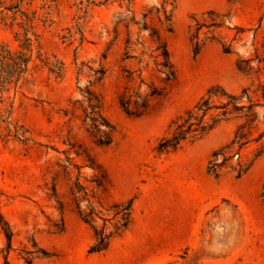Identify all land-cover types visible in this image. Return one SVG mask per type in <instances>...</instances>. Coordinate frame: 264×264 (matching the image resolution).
Wrapping results in <instances>:
<instances>
[{"label":"rangeland","instance_id":"374dc122","mask_svg":"<svg viewBox=\"0 0 264 264\" xmlns=\"http://www.w3.org/2000/svg\"><path fill=\"white\" fill-rule=\"evenodd\" d=\"M163 5L0 0V45L17 49L27 34L33 51L30 72L10 93L14 121L29 141L0 128V214L14 233L8 253L0 227V264L6 257L25 264L22 251L34 244L49 256L32 264H264V108L245 129L249 143L227 154L218 176L208 172L213 154L232 143L244 119L225 121L175 153L157 151L173 121L211 88L234 95L248 90L264 104V0H169L172 32L160 20ZM198 24L203 28L195 38ZM150 30L171 54L176 79L168 86L151 58ZM126 52L143 63L124 60ZM243 61H250L248 73L238 68ZM101 67L106 75L91 89L114 127L109 146L97 144L81 92ZM125 70L135 72L132 80ZM151 87L166 88L165 96L149 99V114L128 116L121 95L128 89L147 96ZM238 164L249 167L241 177ZM131 201L129 229L106 251L90 253L94 228L111 231V207ZM92 212L90 225L80 214Z\"/></svg>","mask_w":264,"mask_h":264},{"label":"trees","instance_id":"16d2710c","mask_svg":"<svg viewBox=\"0 0 264 264\" xmlns=\"http://www.w3.org/2000/svg\"><path fill=\"white\" fill-rule=\"evenodd\" d=\"M168 2L169 0H164L162 12H160L164 16V20H160L162 25H167V31L172 32V15H168L165 9ZM198 26L195 38H198L203 28V25L198 24ZM219 26L218 23L213 24L215 28ZM143 28H147L146 23ZM26 33H28V30H26ZM150 36L155 45L151 58L155 61L157 72L163 76V82L168 86L176 79V70L172 62L171 54L166 42L158 31L150 30ZM24 41V44L20 45L17 49H11L6 45H0V128L3 127L7 131L8 136L13 134V136L20 141L28 142L29 139L26 138L25 133L19 132V128L14 121V100L10 96L12 90L16 91L20 87L24 78L30 72V66L33 62V51L31 48L32 40L28 38L26 34ZM141 45L143 46V44ZM131 48L132 42L128 40L127 49ZM200 49V45L197 44L195 54H198ZM224 51L225 53H231V47H225ZM142 55L144 56L145 54L142 53ZM124 60H137L139 64L143 63V58L131 56L129 52L125 53ZM259 61L260 63H264V60ZM44 63L49 64L48 61H44ZM249 63L250 61L239 63V70L248 73L251 70ZM147 68L148 65L141 69L140 76L143 75ZM51 72L60 74L62 68L51 66ZM83 72L84 70L82 67L79 70V74ZM94 73L98 76L95 82L90 83L85 90H81V92L86 95L84 97H86L88 104L85 114L90 123L91 130L94 133V137L97 140V144L100 146H109L113 141L112 133L114 127L103 117L102 102L91 89L104 79L106 70L101 67ZM125 73L128 74L127 79L129 80H132L135 74V72L131 70H125ZM165 90L166 88L160 91L157 88L151 87L150 94L142 96L139 91L131 93L126 89V92L119 98V105L128 116L135 118L143 117L151 111L149 99L165 96ZM258 108H264V104L254 102L249 96L248 90H243L240 95H234L228 93L221 87L211 88L193 108L173 121L170 133L161 140L157 147V151L160 154L175 153L187 143L200 141L225 121L231 119H244L246 123L238 128L232 143L213 154V160L209 163L208 172L218 176L220 168L225 166L230 160L227 154L232 153V150L236 146H238L239 151H241L244 146L249 143L247 140L248 133H245V129L248 126L249 129H251V126L259 120V114L256 111ZM220 156L223 157L222 161H220ZM238 158H240V156ZM238 168V177L243 176L249 170V167L244 169L242 164H238ZM102 186L103 184L100 183L99 187ZM79 187L83 189L82 186L79 185ZM132 207V201L115 204L111 207V212L114 216L113 219H111L114 221V224L111 226V231H108L106 225L101 229L93 227L95 232V243L89 250L90 253H102L106 251L114 238L122 235L129 229L132 223ZM80 216L84 222L92 225L93 212L89 215L80 214ZM0 227L6 237L7 252L9 253L12 249L14 233L9 223L4 220L1 214ZM60 231H63V228ZM40 256L48 257L49 254L45 250L38 249L36 244H34V250L26 249L22 251V259L25 261V264H32L33 261ZM5 264H10L8 257L5 258Z\"/></svg>","mask_w":264,"mask_h":264}]
</instances>
